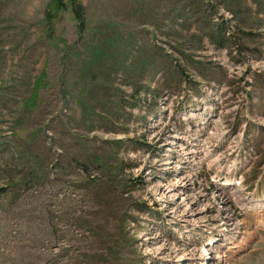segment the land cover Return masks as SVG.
I'll list each match as a JSON object with an SVG mask.
<instances>
[{"label":"rangeland","instance_id":"374dc122","mask_svg":"<svg viewBox=\"0 0 264 264\" xmlns=\"http://www.w3.org/2000/svg\"><path fill=\"white\" fill-rule=\"evenodd\" d=\"M213 177L264 264V0H0V264H160Z\"/></svg>","mask_w":264,"mask_h":264},{"label":"bare ground","instance_id":"6f19581e","mask_svg":"<svg viewBox=\"0 0 264 264\" xmlns=\"http://www.w3.org/2000/svg\"><path fill=\"white\" fill-rule=\"evenodd\" d=\"M190 166L194 171H200L195 164H190ZM174 170L178 173L183 172V168H179V166L175 167ZM185 178L188 183L190 177L186 176L180 179ZM213 178L210 179H212L215 186L216 184H220V186H216L215 191H219L220 197L223 198V201L215 199V207L217 209L215 215L221 214V217H216L212 221H204L205 219L202 218L200 225H193L192 222L196 219L190 218L192 214L187 215L183 213L181 207L180 209L177 208L178 203L175 204V200L172 203L177 206L171 203L167 204L169 206V209L165 211L167 223H159V228L166 239L165 241L163 239L164 242L161 241L159 244L163 245L160 250L163 254L165 253L166 259L160 264H227L228 257L233 252L241 250L247 244L245 219L242 216V211L237 210L235 207L237 204H239V208L244 205L241 203L243 196L240 194V189L228 188L225 185L228 181L218 183L215 180L217 177ZM259 200L261 199H258L257 202L251 205L254 207L256 205L260 206ZM172 212H178L177 217ZM211 218L213 217L211 216ZM153 251V253H156L158 249ZM155 257L159 260V254ZM153 263L157 264L156 261Z\"/></svg>","mask_w":264,"mask_h":264},{"label":"built area","instance_id":"2783aa9c","mask_svg":"<svg viewBox=\"0 0 264 264\" xmlns=\"http://www.w3.org/2000/svg\"><path fill=\"white\" fill-rule=\"evenodd\" d=\"M198 258V257H197Z\"/></svg>","mask_w":264,"mask_h":264}]
</instances>
